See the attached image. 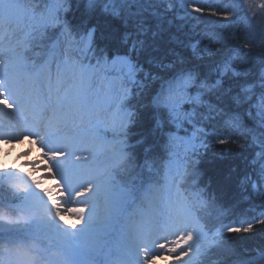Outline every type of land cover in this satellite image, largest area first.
<instances>
[{
    "label": "snow or ice",
    "instance_id": "snow-or-ice-1",
    "mask_svg": "<svg viewBox=\"0 0 264 264\" xmlns=\"http://www.w3.org/2000/svg\"><path fill=\"white\" fill-rule=\"evenodd\" d=\"M194 14L231 22L203 0H0V264H264L229 243L264 236V203L241 207L264 201V52ZM210 153L243 169L205 181Z\"/></svg>",
    "mask_w": 264,
    "mask_h": 264
},
{
    "label": "trees",
    "instance_id": "trees-1",
    "mask_svg": "<svg viewBox=\"0 0 264 264\" xmlns=\"http://www.w3.org/2000/svg\"><path fill=\"white\" fill-rule=\"evenodd\" d=\"M203 2L205 7L209 4L214 5L216 8L228 7L231 13V22L221 21V23H215V21L220 19L219 17L194 14L193 17L181 24L182 27L187 25L189 29L194 27L215 29L217 35L226 46L239 49L241 55L251 54V57L254 58L256 54L264 52V9L259 7L261 0H203ZM216 46L219 47L220 45L217 44ZM240 142L243 141H238V143ZM217 147L225 146L218 145ZM227 147H230L233 152L240 151L235 145ZM245 154L247 155L248 153ZM209 160H212V162L209 163ZM232 165H236L241 170L243 169L240 157L220 161L213 159L210 153L200 167L205 173L204 179L206 181L209 177H214L218 172H226ZM213 186L215 187V185ZM231 199V195L225 197V200ZM260 203H264V201L254 200L251 205L242 202L241 207L247 210L250 206L259 205ZM259 229L260 226L257 225L256 232L241 234L243 239L237 237L236 234H231L232 240L230 243L235 246L237 252L241 253V258H247L249 255L254 256V250L264 245V236L257 234ZM245 248L249 250L248 253L243 251Z\"/></svg>",
    "mask_w": 264,
    "mask_h": 264
},
{
    "label": "rangeland",
    "instance_id": "rangeland-1",
    "mask_svg": "<svg viewBox=\"0 0 264 264\" xmlns=\"http://www.w3.org/2000/svg\"><path fill=\"white\" fill-rule=\"evenodd\" d=\"M33 153H34L35 155H38V150L33 149ZM26 158H30V157H26ZM8 160H9L10 164H15V166H19V163H22L21 159H20L19 161L15 160V159L13 158V155H9ZM37 175H41V173H37ZM52 184H54V181H52L51 179H48V180H45V181H44V185H45L46 187H49V186H51ZM70 223H75V221H71V220H70ZM229 243H230V242H229ZM230 244H231V243H230ZM101 255L103 256V254H101ZM167 259H168L169 261H171V257H167ZM43 264H48V262L45 261V262H43ZM156 264H165V261H164L163 259L158 258L157 261H156Z\"/></svg>",
    "mask_w": 264,
    "mask_h": 264
},
{
    "label": "bare ground",
    "instance_id": "bare-ground-1",
    "mask_svg": "<svg viewBox=\"0 0 264 264\" xmlns=\"http://www.w3.org/2000/svg\"><path fill=\"white\" fill-rule=\"evenodd\" d=\"M30 158H21V161L23 162V159H32L31 156H29Z\"/></svg>",
    "mask_w": 264,
    "mask_h": 264
}]
</instances>
